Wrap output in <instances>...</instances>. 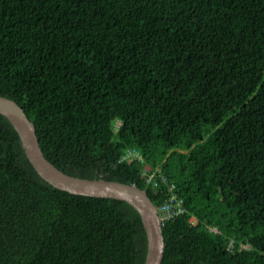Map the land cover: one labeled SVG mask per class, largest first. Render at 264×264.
I'll use <instances>...</instances> for the list:
<instances>
[{
  "label": "trees",
  "instance_id": "1",
  "mask_svg": "<svg viewBox=\"0 0 264 264\" xmlns=\"http://www.w3.org/2000/svg\"><path fill=\"white\" fill-rule=\"evenodd\" d=\"M0 95L63 172L175 192L161 264H264V0H0ZM145 254L131 204L51 185L0 113V264Z\"/></svg>",
  "mask_w": 264,
  "mask_h": 264
},
{
  "label": "water",
  "instance_id": "2",
  "mask_svg": "<svg viewBox=\"0 0 264 264\" xmlns=\"http://www.w3.org/2000/svg\"><path fill=\"white\" fill-rule=\"evenodd\" d=\"M0 113L7 117L17 132L25 155L36 172L51 185L73 194L122 199L139 213L146 233V254L143 264H161L164 237L156 205L146 191L134 183L105 178H86L63 172L43 154L33 122L12 98L0 95Z\"/></svg>",
  "mask_w": 264,
  "mask_h": 264
},
{
  "label": "built area",
  "instance_id": "3",
  "mask_svg": "<svg viewBox=\"0 0 264 264\" xmlns=\"http://www.w3.org/2000/svg\"><path fill=\"white\" fill-rule=\"evenodd\" d=\"M133 154H134V151H133V150H129V151H127V153H126L125 156H126V157H130V156L133 155ZM151 177H152V174H150V175L146 178V181L149 182V180L151 179ZM164 178H165V177H164ZM165 180H166V179H165ZM168 185H169V188H172V187H173V184H172V183H168ZM175 197H176L175 192H172V193L169 195L168 199L165 200V202L161 204V206H160L159 209L162 210V211L164 212L165 215H171V214H173V213H177V212L180 211V209H179L180 207H177V208L174 207L175 204L179 205V204L181 203L180 200H177L176 203H175ZM159 209H158V211H159ZM160 218H161V215H160Z\"/></svg>",
  "mask_w": 264,
  "mask_h": 264
},
{
  "label": "clouds",
  "instance_id": "4",
  "mask_svg": "<svg viewBox=\"0 0 264 264\" xmlns=\"http://www.w3.org/2000/svg\"><path fill=\"white\" fill-rule=\"evenodd\" d=\"M157 210H158V208H157ZM159 213V212H158Z\"/></svg>",
  "mask_w": 264,
  "mask_h": 264
},
{
  "label": "bare ground",
  "instance_id": "5",
  "mask_svg": "<svg viewBox=\"0 0 264 264\" xmlns=\"http://www.w3.org/2000/svg\"><path fill=\"white\" fill-rule=\"evenodd\" d=\"M160 216V215H159Z\"/></svg>",
  "mask_w": 264,
  "mask_h": 264
}]
</instances>
